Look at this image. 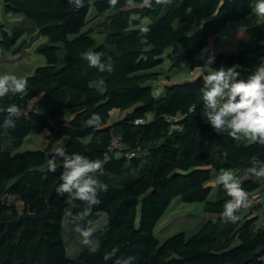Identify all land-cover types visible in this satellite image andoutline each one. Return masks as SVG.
<instances>
[{
  "label": "trees",
  "instance_id": "1",
  "mask_svg": "<svg viewBox=\"0 0 264 264\" xmlns=\"http://www.w3.org/2000/svg\"><path fill=\"white\" fill-rule=\"evenodd\" d=\"M0 1L7 14L30 24L2 33L0 63L21 56L29 37L45 39L37 49L45 65L25 78V94L0 97V124L10 105L19 110L14 128H0V264H115L129 256L132 264H264V227L254 230V212L245 215L243 205L239 219L227 222L220 213L230 197L222 185L210 200V182L221 169L245 174L239 182L246 200L261 190V178L248 169L264 161V145L243 141L242 134L232 137L227 128L216 132L206 122L201 75L166 86L160 96L152 84L159 80L154 70L166 61L174 69L187 62L202 69L201 55L213 38L230 25L255 21L254 42L234 53H212L213 68L238 64L246 79L264 57V17L252 13V0H84L78 10L68 0ZM92 9L111 14L102 43L85 31ZM190 14L204 17L203 23L192 34H179L176 24ZM94 52L111 63V72L89 67L86 57ZM93 114L101 117V127L86 125ZM32 134L44 145L20 151ZM115 140L125 152L113 150ZM60 147L103 160L98 178L108 185L81 222L91 220L93 228L108 216L93 234L100 249L91 253L84 245L77 259L67 253L64 220L69 212L72 222L85 204L56 191L62 163L51 172L47 160ZM128 151L136 156L126 158ZM178 198L205 204L209 218L191 237L181 232L162 242L156 228ZM255 210L264 213V205ZM113 248L118 253L105 261Z\"/></svg>",
  "mask_w": 264,
  "mask_h": 264
},
{
  "label": "clouds",
  "instance_id": "2",
  "mask_svg": "<svg viewBox=\"0 0 264 264\" xmlns=\"http://www.w3.org/2000/svg\"><path fill=\"white\" fill-rule=\"evenodd\" d=\"M157 4L162 0H155ZM170 2V0H168ZM115 5L117 0H109ZM131 5L132 0H128ZM68 4L78 10L83 7L84 0H68ZM252 13L264 17V0H252ZM145 33L147 28L143 30ZM146 43V37L141 40ZM87 61L89 67L96 68L99 72H111L112 65L102 59L99 52L88 53ZM202 64V87L199 89L200 98L204 105L206 122L216 131L227 128L229 135L245 138L264 145V57L253 71L243 78L241 65L230 67L221 66L213 68L215 55L205 51L201 55ZM27 81L14 74H0V97L9 93L25 94ZM8 115L0 124V128H14L15 118L19 116V110L15 105L7 108ZM87 126L101 127V117L93 114L86 121ZM56 155L47 160L48 170L55 172L58 162L62 163V172L59 176L60 183L56 191L59 194H67L69 201L79 200L85 204L83 211L72 216V222L80 233L82 243L88 247L91 253L100 249L99 240L93 237V221L87 220V226H82L89 216V210L100 203L98 193L107 191L108 185L98 178V173L103 174L104 161L101 159H90L79 153H68L63 147L55 150ZM106 159V158H105ZM255 179L264 177V161H257L248 169ZM216 182L223 186L230 199L223 205L220 215L227 221L235 223L239 219L238 211L246 202V193L232 171L221 169L216 176ZM118 248L106 252L105 261L111 260L118 253ZM134 257L117 259L115 264H132Z\"/></svg>",
  "mask_w": 264,
  "mask_h": 264
},
{
  "label": "rangeland",
  "instance_id": "3",
  "mask_svg": "<svg viewBox=\"0 0 264 264\" xmlns=\"http://www.w3.org/2000/svg\"><path fill=\"white\" fill-rule=\"evenodd\" d=\"M111 14H104L99 16L94 9L91 10L89 20L90 24L85 31L91 29L93 31L92 36L99 42L102 43L105 40L108 23V18ZM204 21V17L195 16L190 14L187 21L184 23H177L176 29L179 34L189 35L197 31ZM149 23V20H144L143 25ZM30 24L22 17L14 14H7L4 11L3 3L0 1V38L2 33L10 30L16 25ZM258 23L251 21L246 27L234 28L229 35L224 37H215L211 40L210 46L207 50L210 52L211 49H221L222 52L231 53L233 52L235 46H244L247 43L251 44L256 40V28ZM28 45L24 52L19 57H14L8 59L5 62L0 63V74L10 73L14 74L19 78L25 79L34 74L38 67L45 65V59L38 54L37 49L39 45L45 42V39L39 38L33 35L27 39ZM216 46V47H215ZM204 51V52H205ZM159 74V80L153 82V88L156 95H162L165 90L164 85L169 84V82H181L183 80H193L196 76H200L202 69L195 70L191 62H187L182 65L180 69L173 68L169 61L154 70ZM100 85V84H99ZM98 85V86H99ZM173 85V84H172ZM169 86V85H168ZM173 128H175L173 126ZM247 142H252L251 140L245 138ZM44 145L43 140L41 143L36 134H32L26 140L20 151L41 149V145ZM233 175L238 178L239 181L245 178V174L239 171H232ZM216 174H214L213 179L210 182V187L212 189L210 200L217 198L219 183L216 182ZM262 188L260 191L256 192L253 197L247 198L244 204V214L254 212L252 218L256 219L254 224V230L258 231L264 227V213L263 211L256 212V208L259 204L264 205V177L261 178ZM11 201H14L12 199ZM17 205L21 207V202H17ZM204 205L202 203L187 204L184 203L180 198L174 200L164 217L158 223L155 234L158 239L162 242L168 240L174 235L185 232L188 237L195 234L202 225L209 218L204 212ZM108 216L103 215L98 223L93 227V234L101 230L107 223ZM64 240L67 246V253L71 259H77L84 247L82 243V238L80 233L72 225L70 220V213L68 212L64 220Z\"/></svg>",
  "mask_w": 264,
  "mask_h": 264
},
{
  "label": "crops",
  "instance_id": "4",
  "mask_svg": "<svg viewBox=\"0 0 264 264\" xmlns=\"http://www.w3.org/2000/svg\"><path fill=\"white\" fill-rule=\"evenodd\" d=\"M234 28H239L240 29V27H236V26H228L227 27V29H226V31L224 32V33H222L220 36H218V37H224V36H227V35H229V33H231L232 32V29H234ZM243 28V27H242ZM246 45H248V43L246 44ZM216 47V46H215ZM241 46H235L234 47V49L235 50H233V52H231V53H234L235 51H237L239 48H240ZM217 52H219V53H221L222 51H221V49H211V51H210V53L212 54V53H217ZM222 53H225V52H222ZM227 54V53H226ZM187 80H190V79H187ZM183 81H185V80H183ZM183 81H181V82H183ZM175 83H179V82H169V84H167V85H164V86H168V85H172V84H175ZM164 92V91H163ZM113 120H115V119H113Z\"/></svg>",
  "mask_w": 264,
  "mask_h": 264
},
{
  "label": "built area",
  "instance_id": "5",
  "mask_svg": "<svg viewBox=\"0 0 264 264\" xmlns=\"http://www.w3.org/2000/svg\"><path fill=\"white\" fill-rule=\"evenodd\" d=\"M175 121V120H173ZM142 123L143 121H138L137 123ZM113 150H119V151H122V152H125V147H123V145H121V143L119 142V140H115L114 141V144H113ZM125 156L126 158L128 159H132L133 157L136 156V152H131V151H128L125 153ZM110 158V156H108Z\"/></svg>",
  "mask_w": 264,
  "mask_h": 264
},
{
  "label": "water",
  "instance_id": "6",
  "mask_svg": "<svg viewBox=\"0 0 264 264\" xmlns=\"http://www.w3.org/2000/svg\"><path fill=\"white\" fill-rule=\"evenodd\" d=\"M217 53H219V52H217ZM186 82H192V80H186V81H183V82H181V84L182 83H186ZM176 84V83H175ZM175 84H173V85H175ZM178 84V83H177ZM219 185H221V184H219Z\"/></svg>",
  "mask_w": 264,
  "mask_h": 264
}]
</instances>
